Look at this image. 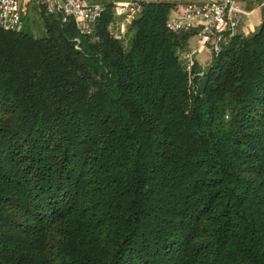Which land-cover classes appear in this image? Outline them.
<instances>
[{
  "label": "trees",
  "instance_id": "16d2710c",
  "mask_svg": "<svg viewBox=\"0 0 264 264\" xmlns=\"http://www.w3.org/2000/svg\"><path fill=\"white\" fill-rule=\"evenodd\" d=\"M139 1L120 37L110 0L0 29V264H264V21L188 72Z\"/></svg>",
  "mask_w": 264,
  "mask_h": 264
},
{
  "label": "built area",
  "instance_id": "2783aa9c",
  "mask_svg": "<svg viewBox=\"0 0 264 264\" xmlns=\"http://www.w3.org/2000/svg\"><path fill=\"white\" fill-rule=\"evenodd\" d=\"M23 0H0V29L10 32L25 26L21 4ZM45 4L49 14L59 13L74 20L82 35H90L92 25L104 13L101 5L90 0H39ZM143 3L124 0L116 5V14L124 15L130 22L143 12ZM251 13V12H250ZM239 0H191L180 12H173L167 29L172 33L195 32L196 48L183 54L186 68L191 71L194 55L204 52L213 41L221 39L227 32L235 33L245 16H250Z\"/></svg>",
  "mask_w": 264,
  "mask_h": 264
},
{
  "label": "rangeland",
  "instance_id": "374dc122",
  "mask_svg": "<svg viewBox=\"0 0 264 264\" xmlns=\"http://www.w3.org/2000/svg\"><path fill=\"white\" fill-rule=\"evenodd\" d=\"M37 1L38 0H23L21 4V11L22 12L28 11L31 17H35L39 6ZM169 1L176 2L178 4V9L174 10V12H180L181 9L191 0H169ZM239 2L241 3L242 6H244L245 11L251 13L250 16L244 17L243 22L240 24L239 29L237 30V33H243L244 35L253 34L254 32L259 30L261 24L264 21V0H239ZM117 16L119 17L118 21L120 23V27L116 29L114 34L116 37H120L123 31L125 30V26L129 22L127 21V18L124 15L123 16L117 15ZM34 34L36 35L37 32L34 31ZM196 42H197L196 36L192 37L189 42L190 50L185 53L192 52L196 48ZM215 42L216 41L211 42V44L208 45L207 49L201 54L194 55L193 61L195 62L197 59L200 63V66L202 68H206L208 63L211 61Z\"/></svg>",
  "mask_w": 264,
  "mask_h": 264
},
{
  "label": "crops",
  "instance_id": "0c3cea01",
  "mask_svg": "<svg viewBox=\"0 0 264 264\" xmlns=\"http://www.w3.org/2000/svg\"><path fill=\"white\" fill-rule=\"evenodd\" d=\"M93 1H97V0H93ZM98 1H102V0H98ZM110 1H112L113 3H116V2H118V3H120L121 1H123V0H110ZM244 7V6H243ZM243 20H244V18H243ZM243 22V21H242ZM253 28V27H252Z\"/></svg>",
  "mask_w": 264,
  "mask_h": 264
}]
</instances>
